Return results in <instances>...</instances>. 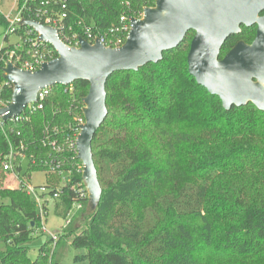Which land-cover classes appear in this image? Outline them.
Masks as SVG:
<instances>
[{
	"label": "trees",
	"instance_id": "1",
	"mask_svg": "<svg viewBox=\"0 0 264 264\" xmlns=\"http://www.w3.org/2000/svg\"><path fill=\"white\" fill-rule=\"evenodd\" d=\"M66 2L67 24L79 31L75 23L81 22L100 33L117 27L121 16L136 18L154 6L149 0ZM255 29L240 26L222 44L219 60L238 41L249 45ZM193 36L188 31L160 61L107 79V114L91 142L97 204L84 201L79 215L58 229L55 243L46 235L34 260L27 250L32 236L42 235L35 234L36 205L22 189L0 186V264H60L63 253L54 250L68 240L72 264H264V111L250 103L225 110L195 82L186 63ZM72 86L69 94L54 85L29 121H7L0 129V173L9 144L14 153L24 144L23 182L46 172L44 162L59 163L73 172V183L81 181L78 158L65 146L54 153L41 143L48 137L65 145L80 114L74 106H83L89 89L85 81ZM11 95L0 71L2 107ZM59 182L45 173V186ZM72 195L61 190L52 202L55 216H66Z\"/></svg>",
	"mask_w": 264,
	"mask_h": 264
},
{
	"label": "water",
	"instance_id": "2",
	"mask_svg": "<svg viewBox=\"0 0 264 264\" xmlns=\"http://www.w3.org/2000/svg\"><path fill=\"white\" fill-rule=\"evenodd\" d=\"M141 17L131 18L128 37L120 48L80 40L78 48L69 49L54 30L24 20L23 24L37 31L58 56L41 64L36 72L20 71L10 64L2 70L12 87L9 105L0 109L2 120L20 115L35 102L39 89L78 80L89 85L82 99L84 124L76 139V152L90 208L96 206L100 196L91 142L107 114L105 82L114 73L135 72L160 61L162 54L177 47L188 31L194 36L186 63L195 82L219 98L225 110L250 103L264 111V0H156L152 8L143 9ZM253 25V41L249 45L238 41L219 60L222 44L238 34L240 26Z\"/></svg>",
	"mask_w": 264,
	"mask_h": 264
},
{
	"label": "built area",
	"instance_id": "3",
	"mask_svg": "<svg viewBox=\"0 0 264 264\" xmlns=\"http://www.w3.org/2000/svg\"><path fill=\"white\" fill-rule=\"evenodd\" d=\"M155 4L156 0H149ZM34 0H0V16L5 21L3 25H0L2 30L1 37L2 43L0 44V71L3 73V69L7 64L17 70H23L27 72H36L41 64L50 62L58 56L56 50L46 41L41 39L39 33L34 31L31 27L23 24L24 20H32L41 23L42 25L54 30L58 39L67 48H78L79 41L84 40L86 43L93 45L95 42L106 48H120L128 37V32L131 28V18H142L143 7L137 17L121 16L119 25L117 27L110 28L107 32H97L89 26L83 25L81 22L75 23L79 31L67 24V2L66 0H39L35 7ZM7 7V9H6ZM24 14L28 15V19L24 18ZM15 38L14 41H10L9 38ZM10 84L9 82H7ZM11 86V84H10ZM65 87V92L71 94L74 87L71 84L62 85ZM51 87H45L39 89L36 94V100L34 103L28 104L22 113L15 117H10L2 120L0 117V129L3 132L7 121L11 123H20L22 121H29V115L43 108V101L50 94ZM10 102L0 109L5 108ZM82 107L74 106V109H80L75 119L76 123L72 128H69V133L65 138V145L59 144V141L48 137L42 140V145L47 147L54 153H61L65 146L68 152L73 154V157L77 158L78 152H76V139L80 131V126L84 124L82 115ZM6 114V112H5ZM4 114V115H5ZM57 133V130L54 132ZM25 150L24 144H20L17 153H14L12 145L9 144L8 153L4 157L1 163V171L8 174L14 181L15 187L22 189L25 194L35 203L37 208V216L40 220V225L37 229V233L50 236L55 243L57 241L54 234L48 233L46 228L47 216L49 214V208L52 210V202L58 200L61 190L68 188L72 192L73 203L70 210L63 218L65 225H67L72 217L78 214L83 207V202L88 200V192L86 185L82 180V164L81 162L75 166L78 174H80L81 181L72 182V171L60 168L59 163H45L47 171L45 173H53L60 177V182L57 187L45 186L43 183L41 186H33L29 182H23L22 177L25 169L23 166L28 163V158L25 154H22ZM17 166H20V170L16 171ZM31 180V178H30ZM7 187V186H6ZM11 188V187H8ZM55 245V244H54Z\"/></svg>",
	"mask_w": 264,
	"mask_h": 264
},
{
	"label": "rangeland",
	"instance_id": "4",
	"mask_svg": "<svg viewBox=\"0 0 264 264\" xmlns=\"http://www.w3.org/2000/svg\"><path fill=\"white\" fill-rule=\"evenodd\" d=\"M1 33H2V30L0 29V44L2 43ZM9 40L14 41L15 38L11 37L9 38ZM23 169H25V165L23 166ZM44 182H45V176L43 172H40V173L37 172L31 175V180H30L31 185L41 186V184ZM14 184H15V181L8 174L6 175V174L0 173V186L1 187L15 188ZM46 220H47L46 228H47L48 233H51L54 235L56 234L58 229L63 228L65 224L64 219H61L60 217H57L53 214L51 207L49 208V214ZM32 237H33L32 240L28 242L27 254L31 260H34L38 255L39 248L46 241L47 236L45 234H42V235L39 234V235H33ZM68 245H69V240L62 241L60 242L58 248L54 250L58 254L63 253V259L60 264H72V258L75 253L70 248L68 249ZM2 248H3V244L0 242V249Z\"/></svg>",
	"mask_w": 264,
	"mask_h": 264
}]
</instances>
